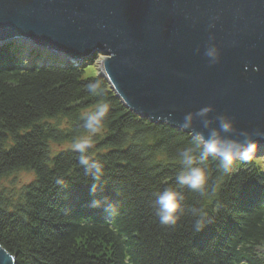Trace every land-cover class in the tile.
<instances>
[{"label":"trees","instance_id":"1","mask_svg":"<svg viewBox=\"0 0 264 264\" xmlns=\"http://www.w3.org/2000/svg\"><path fill=\"white\" fill-rule=\"evenodd\" d=\"M97 58L64 65L26 43L0 46V180L34 175L16 197L0 189V245L15 264H264V152L227 175L210 159L215 194L184 189L176 223L160 224L155 194L176 186L177 153L192 135L130 111L105 78L83 77ZM94 81L103 96L87 91ZM102 101L109 111L89 154L104 176L93 193L79 153L51 156L50 143L86 134L83 117ZM201 215L210 223L195 232Z\"/></svg>","mask_w":264,"mask_h":264},{"label":"water","instance_id":"2","mask_svg":"<svg viewBox=\"0 0 264 264\" xmlns=\"http://www.w3.org/2000/svg\"><path fill=\"white\" fill-rule=\"evenodd\" d=\"M11 42L64 65L101 57L98 75L153 123L191 134L180 128L185 114L211 104L210 117L264 131V0H0V46ZM192 130L207 135L199 118ZM253 138L263 154L264 139ZM0 264H15L1 245Z\"/></svg>","mask_w":264,"mask_h":264},{"label":"clouds","instance_id":"3","mask_svg":"<svg viewBox=\"0 0 264 264\" xmlns=\"http://www.w3.org/2000/svg\"><path fill=\"white\" fill-rule=\"evenodd\" d=\"M213 26L209 24L210 28ZM204 54L209 58L210 64H215L219 60V48L214 43L209 44ZM86 88L94 96H103L99 81L89 82ZM108 111L109 104L106 101L98 103L83 117V129L86 134L76 137L73 142L74 150L79 153L78 164L83 168L85 176L94 181L91 188L93 193L97 191V186L104 176V165L94 159L89 154V150L93 148L95 137L104 127ZM212 111L211 104L205 105L195 112L186 113L180 124L181 129L191 132V142L177 153L181 171L176 177V186L166 187L155 194V214L162 225L176 223L179 213L183 210L184 189L198 192L202 196L215 194L216 187L213 185L210 190L208 187L207 166L210 159L218 161L217 170L221 174H230L233 172L236 161L247 163L256 155L258 145L253 137L264 139V131L259 129L255 132L237 130L232 118L223 113L210 117L209 113ZM197 118L201 120L203 129L207 130V135L204 131L192 130L193 121ZM214 122L218 126H214ZM57 183L62 184L63 181L58 180ZM100 204L99 200L92 201L94 207ZM105 210L111 214L116 211V208L113 203H108ZM208 223L210 222L206 220V217L199 216L194 224L195 232L200 231Z\"/></svg>","mask_w":264,"mask_h":264},{"label":"rangeland","instance_id":"4","mask_svg":"<svg viewBox=\"0 0 264 264\" xmlns=\"http://www.w3.org/2000/svg\"><path fill=\"white\" fill-rule=\"evenodd\" d=\"M101 57H98L93 63L84 67L83 77L97 76L100 68ZM85 135V134H82ZM74 142V141H73ZM73 142H63L61 144L51 142V156L54 155L58 150L71 147L73 148ZM34 175L31 171L18 170L15 171L0 180V189L3 188L7 194H16L19 192L20 188L33 180Z\"/></svg>","mask_w":264,"mask_h":264}]
</instances>
